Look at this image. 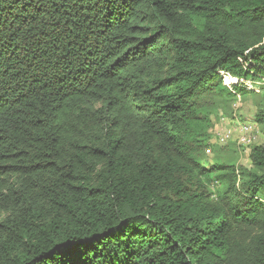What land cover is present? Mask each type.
<instances>
[{
    "label": "trees",
    "instance_id": "1",
    "mask_svg": "<svg viewBox=\"0 0 264 264\" xmlns=\"http://www.w3.org/2000/svg\"><path fill=\"white\" fill-rule=\"evenodd\" d=\"M249 93L264 0H0V264H264V145L200 162Z\"/></svg>",
    "mask_w": 264,
    "mask_h": 264
},
{
    "label": "rangeland",
    "instance_id": "2",
    "mask_svg": "<svg viewBox=\"0 0 264 264\" xmlns=\"http://www.w3.org/2000/svg\"><path fill=\"white\" fill-rule=\"evenodd\" d=\"M257 98L249 93L246 97L232 99L228 103L222 104L217 101L215 106L216 118L213 121L210 140H208L201 155L200 162L203 167L211 168L217 163L234 165L239 168H247L249 166L248 155L250 147L253 145H264V134L253 123ZM223 118L224 121L221 120ZM223 125H225V129L222 136ZM242 125H253V133H241L239 129ZM248 232L239 233L242 241L248 240V237H246Z\"/></svg>",
    "mask_w": 264,
    "mask_h": 264
},
{
    "label": "bare ground",
    "instance_id": "3",
    "mask_svg": "<svg viewBox=\"0 0 264 264\" xmlns=\"http://www.w3.org/2000/svg\"><path fill=\"white\" fill-rule=\"evenodd\" d=\"M222 121H224V118L223 119H221ZM222 124V123H221ZM247 126H251V125H242L241 127H240V129H239V131L241 132V133H243V134H251V133H253V127H248L247 128ZM220 127H221V125H220ZM247 128V129H246ZM222 132V131H221ZM218 135V134H217ZM215 136H216V134H215ZM254 136V135H253ZM253 139H255V138H253ZM250 140H251V138H250Z\"/></svg>",
    "mask_w": 264,
    "mask_h": 264
},
{
    "label": "built area",
    "instance_id": "4",
    "mask_svg": "<svg viewBox=\"0 0 264 264\" xmlns=\"http://www.w3.org/2000/svg\"><path fill=\"white\" fill-rule=\"evenodd\" d=\"M248 127H253V125H252V126H247V128H248ZM247 128H246V129H247ZM224 129H225V125H223V127H222V134H221L222 136H223V131H224Z\"/></svg>",
    "mask_w": 264,
    "mask_h": 264
}]
</instances>
